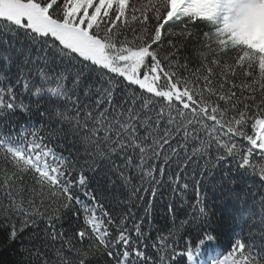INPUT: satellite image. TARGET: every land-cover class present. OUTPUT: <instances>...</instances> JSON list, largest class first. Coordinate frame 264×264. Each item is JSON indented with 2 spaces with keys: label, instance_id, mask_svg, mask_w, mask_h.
<instances>
[{
  "label": "snow or ice",
  "instance_id": "obj_1",
  "mask_svg": "<svg viewBox=\"0 0 264 264\" xmlns=\"http://www.w3.org/2000/svg\"><path fill=\"white\" fill-rule=\"evenodd\" d=\"M0 264H264V0H0Z\"/></svg>",
  "mask_w": 264,
  "mask_h": 264
},
{
  "label": "trees",
  "instance_id": "obj_2",
  "mask_svg": "<svg viewBox=\"0 0 264 264\" xmlns=\"http://www.w3.org/2000/svg\"><path fill=\"white\" fill-rule=\"evenodd\" d=\"M10 255H11L10 253H5L3 259L7 260L10 257Z\"/></svg>",
  "mask_w": 264,
  "mask_h": 264
}]
</instances>
